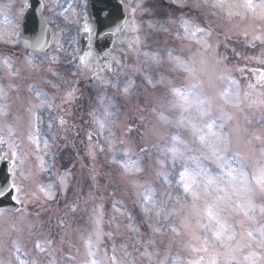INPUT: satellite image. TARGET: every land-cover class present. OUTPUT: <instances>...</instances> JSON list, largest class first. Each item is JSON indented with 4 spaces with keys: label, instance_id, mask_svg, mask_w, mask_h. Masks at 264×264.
Returning <instances> with one entry per match:
<instances>
[{
    "label": "snow or ice",
    "instance_id": "1",
    "mask_svg": "<svg viewBox=\"0 0 264 264\" xmlns=\"http://www.w3.org/2000/svg\"><path fill=\"white\" fill-rule=\"evenodd\" d=\"M169 2L188 13L147 31L136 13L154 14L148 0L123 20L102 7L101 27L114 24L107 34L123 45L103 57L88 15H65L89 36L87 51L69 54L73 82L58 40L49 56L43 33L18 39L29 0L16 22V5L0 0V44L24 49L0 55V264H264V0ZM167 24L179 44L154 45ZM233 37L252 52L232 49L243 66L220 51ZM76 109L87 116L83 157L77 149L87 192L78 182L72 200L75 164L61 171L54 144L76 147Z\"/></svg>",
    "mask_w": 264,
    "mask_h": 264
},
{
    "label": "rangeland",
    "instance_id": "2",
    "mask_svg": "<svg viewBox=\"0 0 264 264\" xmlns=\"http://www.w3.org/2000/svg\"><path fill=\"white\" fill-rule=\"evenodd\" d=\"M121 1V0H120ZM3 2H11L16 5V8H14L11 12L8 13L9 19L13 20V22H16V17L19 13V7L23 3V0H3ZM44 3L47 4L48 7H51L54 9L53 12H48L47 9L44 10V14L46 15L47 22L50 26L51 33L55 39V42L52 46V52L49 56L57 54V43L56 41H59V44L62 46V51L59 53L62 63L59 66V70L63 73H65L69 80L75 82L77 77L72 76V72L75 71V68L67 63V61L71 60V54H74V50L76 47V41L77 36L79 32L81 31L80 28H82L83 20L81 19L80 25H73L70 23H67L64 19L65 15L69 19L74 18L73 17V10L77 14H79L80 17H82L85 13L88 15L89 22H92L90 14L88 12V5L85 6L84 0H44ZM138 3V0H124V4L127 5V7H124L125 13L127 18H130L132 8L136 6ZM147 6L150 7L154 14L153 15H143L141 12L136 13V18L138 21H142L145 26V31H147V22L148 20L153 21H161L166 22L169 18H176L179 19L183 13H188V9H184L183 12L181 10H177L172 6L169 2V0H148ZM195 15H199L196 13ZM22 19V18H21ZM21 19L19 21H21ZM167 27H169L172 30V34H164L160 33L158 36H153V44L155 45V42L158 40L160 47H165L167 45L172 44H179V41H176L174 39V34L176 31V26L172 24H167ZM6 27L4 24V17L3 15H0V28ZM94 27V24H93ZM93 37V36H92ZM119 37V36H118ZM116 38L119 40L120 38ZM92 42V38H91ZM74 45V47H73ZM2 46H6L4 44H0V55H6L5 52L9 50L8 56H11L12 59H15L17 55H21L24 50L20 49L19 46H12L9 45L6 48H2ZM237 48L238 50L244 52L245 55H251V50L245 51L242 45L237 43V40L235 37H233L232 41L229 43V47L227 50L221 48L220 51L230 57V67L232 65H235L239 63L240 65H244L247 62L244 60H241L239 58H232V49ZM120 49L119 43L114 44L112 50H118ZM12 50H15L14 52ZM116 54L119 55L123 59V52L122 51H116ZM43 58V56L41 57ZM134 62V58L132 61H129V63ZM239 76L240 74L237 73ZM87 85V81L80 78V84L79 87L83 90L85 89ZM87 96V93H86ZM73 109H69V111H72ZM85 110L76 109L75 110V123L77 124V131L80 132V135L77 137L74 133H70V139H74L76 147L72 146H65L64 143L57 142L54 144V150L57 152V167L63 171L66 167H72L73 164H75L74 173L76 176V180L73 181V190L68 193V197L72 200L76 199L75 191H76V185L78 182L85 184V192H87V185H86V169H81L80 164L81 160L77 157V149H80V156L83 157V145L81 144V141L84 139L85 131L87 129V125L84 126V128H81V117H83L84 120H87V116L85 114ZM84 163H89L86 158L83 160ZM98 166L103 167V157L100 158ZM107 170V169H105ZM45 181L49 179H54V175L52 177L45 176ZM110 191V189H109ZM60 207L63 208V202H61ZM57 208V204L52 205V212L55 213ZM33 211H36L37 209H32ZM27 242V241H25ZM29 247L32 246L31 243L28 245ZM74 254V249L71 252H65L64 255H72ZM8 256L7 252H4L0 254V259H6Z\"/></svg>",
    "mask_w": 264,
    "mask_h": 264
},
{
    "label": "water",
    "instance_id": "3",
    "mask_svg": "<svg viewBox=\"0 0 264 264\" xmlns=\"http://www.w3.org/2000/svg\"><path fill=\"white\" fill-rule=\"evenodd\" d=\"M29 2L30 7L25 10V14L21 22V36L19 37V39L34 40L36 37L40 36L41 33H43V39L47 42V48L45 49V51L49 53L51 35L49 33V30L44 31V26L46 24L45 19H42L40 12L36 10L39 8V3H41V0H29ZM105 6L112 9L119 8L118 15L120 19L123 20L126 18L124 7L121 6V2H119L118 0H89L88 12L94 24V29L96 32V34L92 37V48L94 52L101 57H103L104 52L112 50L116 37L120 36L119 34H117L116 36L107 34L113 30V28L115 27L114 24L111 27H101L100 21L103 20L104 17L103 13L100 12V9ZM77 38V50H79L82 54L84 51L88 50L89 36L88 34L81 31ZM5 171L6 164L2 162L0 164V180L4 179Z\"/></svg>",
    "mask_w": 264,
    "mask_h": 264
},
{
    "label": "flooded vegetation",
    "instance_id": "4",
    "mask_svg": "<svg viewBox=\"0 0 264 264\" xmlns=\"http://www.w3.org/2000/svg\"><path fill=\"white\" fill-rule=\"evenodd\" d=\"M7 46H8V49H9V45H6V46H4V47L2 46V48H6ZM18 46H19V48H20V45H18ZM12 51L14 52L15 50H12ZM8 52H9V50H8V51H6V52H5V54L7 55V54H8ZM10 54H11V53H10ZM10 54H8V55H10Z\"/></svg>",
    "mask_w": 264,
    "mask_h": 264
}]
</instances>
